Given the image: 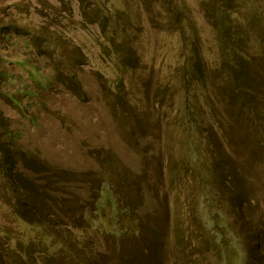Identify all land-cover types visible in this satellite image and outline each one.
<instances>
[{
    "label": "rangeland",
    "instance_id": "1",
    "mask_svg": "<svg viewBox=\"0 0 264 264\" xmlns=\"http://www.w3.org/2000/svg\"><path fill=\"white\" fill-rule=\"evenodd\" d=\"M172 1L0 0V109L20 150L105 176L140 215V237L81 233L95 264H264V0L238 11L245 87L201 0H178L183 38ZM2 228L11 244L39 232L0 199Z\"/></svg>",
    "mask_w": 264,
    "mask_h": 264
},
{
    "label": "trees",
    "instance_id": "2",
    "mask_svg": "<svg viewBox=\"0 0 264 264\" xmlns=\"http://www.w3.org/2000/svg\"><path fill=\"white\" fill-rule=\"evenodd\" d=\"M144 1L149 3V7L153 3L155 8L159 7L158 0ZM172 2L170 11H166L170 17L169 24L183 38L186 18L180 2ZM246 3L247 0H201L207 22L219 39L221 63L229 69V78L234 85L240 74L244 87L247 82L242 68L249 62L250 55L246 52L243 37L248 38L251 34L242 35L245 18L238 11ZM184 65L188 66V63ZM239 92L245 97L249 93L243 89ZM9 122L0 109V199L16 218L39 229V232L28 241L17 237L11 244L10 232L2 228L0 264H55L56 259L60 264H95V254L98 260L100 253L89 247L91 237L82 235L91 227L114 237L141 236L143 223L140 215L135 214L129 203L120 204L115 194L107 190L109 179L95 171L76 172L47 166L30 152L20 150L17 145L20 136ZM189 145L196 153L192 143ZM221 218L211 220L216 221L218 227L222 223L226 226V220L218 223ZM73 229L78 233H73ZM213 233L216 236L220 234L221 238L216 237L214 244L220 242L222 245L223 241L227 243L223 249L230 251L233 248L225 233L216 229ZM237 254L241 261L238 249Z\"/></svg>",
    "mask_w": 264,
    "mask_h": 264
}]
</instances>
